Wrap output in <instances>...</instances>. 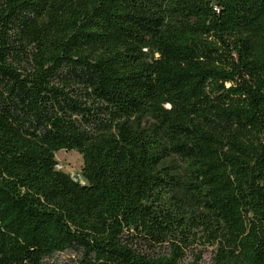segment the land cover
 <instances>
[{
	"label": "trees",
	"instance_id": "obj_1",
	"mask_svg": "<svg viewBox=\"0 0 264 264\" xmlns=\"http://www.w3.org/2000/svg\"><path fill=\"white\" fill-rule=\"evenodd\" d=\"M195 244L264 264V0H0V264Z\"/></svg>",
	"mask_w": 264,
	"mask_h": 264
},
{
	"label": "rangeland",
	"instance_id": "obj_2",
	"mask_svg": "<svg viewBox=\"0 0 264 264\" xmlns=\"http://www.w3.org/2000/svg\"><path fill=\"white\" fill-rule=\"evenodd\" d=\"M55 160L57 162L56 169H59L77 181H83L81 176L82 158L76 151L59 150L55 153ZM213 248L207 245L195 244L187 251L185 262L191 261L195 254H201V261L205 264H211V257ZM74 254L70 252L57 253L51 258L47 259L49 263L64 264L69 259L73 258Z\"/></svg>",
	"mask_w": 264,
	"mask_h": 264
},
{
	"label": "built area",
	"instance_id": "obj_3",
	"mask_svg": "<svg viewBox=\"0 0 264 264\" xmlns=\"http://www.w3.org/2000/svg\"><path fill=\"white\" fill-rule=\"evenodd\" d=\"M81 183H83V182L81 181Z\"/></svg>",
	"mask_w": 264,
	"mask_h": 264
}]
</instances>
